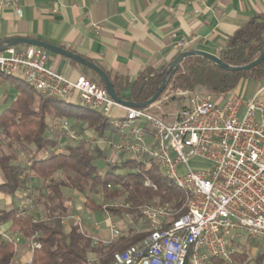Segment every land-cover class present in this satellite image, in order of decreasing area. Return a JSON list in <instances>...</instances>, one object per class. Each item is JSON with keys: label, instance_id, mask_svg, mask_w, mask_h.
<instances>
[{"label": "built area", "instance_id": "obj_1", "mask_svg": "<svg viewBox=\"0 0 264 264\" xmlns=\"http://www.w3.org/2000/svg\"><path fill=\"white\" fill-rule=\"evenodd\" d=\"M188 46L180 39L175 48L182 54ZM48 59L38 47L11 48L0 53V74L21 79L47 97L72 103L78 96L82 107L109 119L121 138L79 132L68 121L60 127L65 137L103 145L114 156L131 155L146 167L157 163L189 195L188 213L174 222L168 207L144 205L147 238L115 253L111 264H213L212 259L237 264L233 257L243 239L264 240V87L251 99L236 93L221 103L208 93H178L176 110L166 115L163 102L168 97L145 109L129 108L93 80H71L50 69ZM115 109L123 115L115 116ZM189 159L205 161L209 167L193 170ZM146 187L153 186L147 182ZM109 206L123 204L103 206L111 237H93L95 246H110L121 237ZM27 208L22 206L20 215ZM71 220L84 233L82 216ZM93 226L100 229L98 222ZM3 238L15 248L20 245L17 233H4ZM30 247L32 254L39 245L31 242Z\"/></svg>", "mask_w": 264, "mask_h": 264}, {"label": "trees", "instance_id": "obj_2", "mask_svg": "<svg viewBox=\"0 0 264 264\" xmlns=\"http://www.w3.org/2000/svg\"><path fill=\"white\" fill-rule=\"evenodd\" d=\"M263 47L264 15L252 18L229 36L218 57L230 66H246L259 58ZM179 55L178 52L177 57ZM170 66L146 69L133 82L123 76H116L111 82L120 99L144 104L154 97L170 75ZM15 79L23 84L15 85L17 97L0 112V138L21 146L29 153L30 160L23 165L15 155L0 151V197L11 199L10 205L3 208L0 205V264H21L19 248L6 241L4 233L19 234L27 251L31 250V242L39 245L32 252L29 264H111L115 253L147 238V221L141 211L144 205L153 203L168 207L173 213L170 222L188 213V193L178 188L157 163L146 167L134 158L124 159V155L112 161L107 150L87 142H69L60 152L61 134L57 129H51L49 119L75 121L79 132H91L99 138L118 140L121 137L110 120L99 113L47 97L23 80ZM263 79L264 61L248 72H230L205 58L191 57L180 65L164 94L169 90L174 100L178 93L194 94L201 89L214 98L227 99L242 82L257 84ZM101 83L98 82L102 86ZM58 174L63 175L59 182L55 181ZM34 179L36 189L31 191L28 185H33ZM147 182L156 189L146 187ZM62 188L83 194L86 198L84 209L98 215L105 211L95 199L96 194L104 193L107 204L121 201L119 204L122 203L123 207L109 206L107 209L116 220L124 222L119 240L107 247L95 246L91 236L83 233L74 221L70 230H66L63 219L68 211L63 207ZM29 198L33 207L46 201L57 203L61 212L57 215L51 210L38 220L31 213L32 207H28L26 214L20 215L22 200ZM91 253L98 255L93 263ZM233 261L237 264H263L264 241L258 245V252L252 258L244 247H240ZM212 263L224 264L216 259H212Z\"/></svg>", "mask_w": 264, "mask_h": 264}, {"label": "crops", "instance_id": "obj_3", "mask_svg": "<svg viewBox=\"0 0 264 264\" xmlns=\"http://www.w3.org/2000/svg\"><path fill=\"white\" fill-rule=\"evenodd\" d=\"M262 15L264 0H0V43L13 38L40 41L82 57L102 69L110 80L123 76L133 82L146 69L172 65L178 54L175 45L180 39L188 41L187 51L201 50L218 56L229 36ZM95 25H101L102 29L96 31ZM46 52L47 66L64 77L71 80L87 77L102 82L89 67ZM4 79L0 75V84H4ZM236 93L237 90L233 94ZM2 97L0 105H6L8 99ZM224 99L215 98L217 103ZM72 103L81 106L78 96ZM113 114L119 116L123 112L115 109ZM51 129L61 134L60 150L72 142L57 126ZM83 204L72 208L84 219L83 231L91 238L109 239L105 213L98 215L85 210ZM113 219L122 236L124 222ZM72 222L67 224L68 228L64 225L66 230H70ZM94 222L99 223L100 229L94 228ZM19 244L22 261L30 251L22 241Z\"/></svg>", "mask_w": 264, "mask_h": 264}, {"label": "rangeland", "instance_id": "obj_4", "mask_svg": "<svg viewBox=\"0 0 264 264\" xmlns=\"http://www.w3.org/2000/svg\"><path fill=\"white\" fill-rule=\"evenodd\" d=\"M4 77H5L4 84L3 83L0 84V86H2L0 88V96L1 97L3 96L2 99H4V97H6V99H8L7 100L8 102L6 105L3 103L0 105V112H2L10 104V102L17 96L18 92L15 88V85H22L23 84V83L17 81L15 78H11L8 76H4ZM263 87H264V79L257 84H253V83H249L248 81H244V82H242V84L237 89V94H239L240 96H242L246 99H249L252 96H254ZM171 88L172 87H170V89ZM200 92L207 93L205 91H200ZM171 95L172 94H170V91L168 90V92H166L160 98V100H162L163 98L166 99L167 97L169 98L168 100L163 102V106H164L163 109H164V112L167 113L166 115L171 114L177 108L176 103H175L176 99L172 100L171 99L172 97H170ZM66 121H68V123L71 126L74 125L73 128L77 130V128L75 127V121H71V120L59 118L56 121H53V120L49 119L48 123H49L51 128H53L54 126H57L58 128H60ZM84 133L92 135L91 132H84ZM87 144H90V143H87ZM99 146L102 147L104 150H106L103 145L99 144ZM0 151L15 155L23 165L24 164L26 165L29 163V160H30L29 153H27L26 151H23V148L16 143H13L11 141L10 142L5 141L3 138H0ZM109 154L111 156V160L119 159L122 157V156L111 155L110 152H109ZM123 157H124V159H132L133 158L131 155H124ZM189 162H190V165H191L193 170H204V169L209 167V163H207L205 161L198 160V159H189ZM1 178L2 177H1V173H0V179ZM61 180H63V175L58 174L55 176V181L59 182ZM28 186H29V190L34 191L36 189V180L33 182V185L29 184ZM62 192L64 195L63 207H65L68 211L67 217H65L63 219V222H64V225H67L69 222L72 221L71 220L72 216L78 215L76 212H72V208L81 207V205L83 204V200L85 201L86 198H85V196H83V194H80L77 191H72V190L67 189V188H62ZM104 197H105V194L102 192L95 195V199L101 205H103V206L104 205H111V203H109V202H108L109 204L104 202ZM1 198L2 199H0V205L2 208L5 207L6 205H10V198H8V197H6V198L1 197ZM120 202L121 201H117L115 203H120ZM112 204H114V202ZM24 205H27V207H32L31 213L35 214V216L38 220L40 218L45 217L47 215V212L49 213V211H51V210H55L57 215H59V213L61 212V209L57 208V206H58L57 203L53 204L51 202H46V201H44L43 204H37V206L33 207L31 198H29L28 200L23 199L22 200V206H24ZM10 208H11V206H10ZM66 228H68V225L66 226ZM263 241H264L263 239L251 240V239L245 238L241 241V246L244 247V249L247 253H250V256L252 258V256H255L257 254L258 245L262 244ZM30 253L27 254V256L24 258V260H22L24 262H22L20 260L21 264H29L30 263L29 262L30 257H31ZM97 257H98V255L91 253V255H90L91 263L96 261ZM250 264H255V263H250Z\"/></svg>", "mask_w": 264, "mask_h": 264}, {"label": "water", "instance_id": "obj_5", "mask_svg": "<svg viewBox=\"0 0 264 264\" xmlns=\"http://www.w3.org/2000/svg\"><path fill=\"white\" fill-rule=\"evenodd\" d=\"M18 45H28V46L38 47V48H41L45 51L67 57L69 59H72L74 61L79 62L82 65L89 67L91 70H93L98 75V77L102 81L105 89L109 93L110 97L116 103L121 104V105L126 106V107H129V108H134V109H145L147 107L152 106L156 102H158L160 100V98L162 97V95L164 94L171 78L178 71L180 65L188 58H191V57L205 58V59L215 63L221 69H224V70L230 71V72H248V71H251V70L257 68L264 61V47L261 49V54L256 61H254L253 63H251L249 65L241 66V67L230 66V65L224 63L217 55H214V54L206 52V51H201V50L187 51L185 53L180 54L176 58V60L172 63V65L169 68L170 75L164 79L162 85L160 86V88L158 89V91L154 95V97L144 104H138V103L133 102V101L130 102V101H125V100L120 99L114 90L113 84H112L109 76L102 69H100L99 67H97V66L93 65L92 63L86 61L82 57H80L76 54L70 53V52H68V51H66L60 47L52 46V45H49V44H46V43H43L40 41L31 40V39L13 38V39H10V40L0 44V53L7 52L9 49L14 48Z\"/></svg>", "mask_w": 264, "mask_h": 264}]
</instances>
